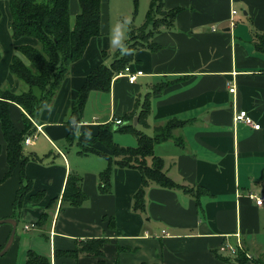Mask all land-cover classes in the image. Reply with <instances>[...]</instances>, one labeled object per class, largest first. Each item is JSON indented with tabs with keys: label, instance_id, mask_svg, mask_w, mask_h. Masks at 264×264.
I'll use <instances>...</instances> for the list:
<instances>
[{
	"label": "crops",
	"instance_id": "crops-1",
	"mask_svg": "<svg viewBox=\"0 0 264 264\" xmlns=\"http://www.w3.org/2000/svg\"><path fill=\"white\" fill-rule=\"evenodd\" d=\"M75 1L74 18L79 12ZM120 2L102 0L101 35L93 37L82 58L71 65L53 104L41 111L36 131L30 134L35 136L32 143L23 145L26 155L38 158L25 164L31 188L18 210L14 201L21 188L20 171L16 167L6 176L7 143L0 123V219L17 221L14 241L0 256V264H26L30 250L51 264H257L255 258H264V204L257 205L251 196H264V53L259 44L264 0H164L166 9L180 10L173 27L161 28L152 38L156 49L134 52L129 66L143 75L130 83L121 75L123 70L114 76L110 91H92L73 129L71 110L86 76L114 59L101 53L108 49L112 12ZM11 23L8 1L0 0V90L20 94L28 86L9 71L13 56H21L15 46H37L38 40H14ZM159 86L164 89L151 95L149 126L141 125L137 116V125L131 122L154 136L155 127L170 119L187 121L171 138L156 143L154 151L177 184L207 190L200 198L202 211L184 189L156 184L147 188L145 211H136L133 197L142 184L140 171L115 167L111 190L104 192L99 175L107 158L103 153L80 154L81 144H88L84 133L96 134L100 125L116 120L127 124L124 115L135 106L139 112L146 94ZM231 86L235 92H230ZM106 105L108 111L100 110ZM240 109L261 125L259 130L234 122ZM22 110L17 104L10 106L18 129L24 125ZM123 134L129 135L128 142L115 138L117 144L137 146L135 135ZM76 138L74 154L67 152ZM91 146L109 153L100 142ZM70 174L81 177L87 195L80 207L62 205ZM11 231L10 224H0V250ZM102 239L106 242L100 257L68 253ZM238 239L250 255L240 263L220 251L226 242L236 246Z\"/></svg>",
	"mask_w": 264,
	"mask_h": 264
},
{
	"label": "trees",
	"instance_id": "trees-1",
	"mask_svg": "<svg viewBox=\"0 0 264 264\" xmlns=\"http://www.w3.org/2000/svg\"><path fill=\"white\" fill-rule=\"evenodd\" d=\"M12 16L11 33L14 40L21 37H34L38 40L37 46L16 45L15 54L9 65L10 73L24 82L28 89L17 94L9 89L0 90V123L4 139L7 143V161L9 176L16 167H19L21 188L15 201L14 210H18L24 196L31 188V182L26 177L24 167L30 159L38 157L26 155L23 150L24 140L36 131L35 123L39 121L43 109L49 108L61 87L64 79L70 72L71 65L82 58L89 41L101 35V5L102 0H79V12L74 23L70 21V0H7ZM133 15L138 11V0H133ZM180 9H166L164 0H151L144 24L140 27H131L128 38L122 43L114 54L110 65L100 64L94 68L85 79L83 86L71 110L70 121L76 128L80 122L86 102L92 91H110L114 76L123 71L134 60V52L143 48H154L152 38L161 28H172L176 15ZM260 48L264 53V34L260 36ZM105 55V53H104ZM1 58V53H0ZM159 86L157 91L149 92L139 112L130 111L124 115L127 124H121L114 129V123L100 125L96 134L84 133L87 145H82L81 155L90 153H103L108 165L99 175L100 188L106 192L111 190V178L115 167L135 168L140 171L142 184L133 197V208L145 211L147 188L156 184L168 189H184L191 194L197 202L199 210H203L200 198L208 194L202 186L187 187L177 184L164 170L165 163L162 157L155 154V144L171 138L173 131L187 124L175 118L155 127L154 136L137 129L132 120L138 117V122L148 127V117L151 112V95L163 90ZM11 104L19 105L23 110V128L18 129L11 118ZM123 119H121L122 121ZM130 132L136 136V147H123L114 142V132ZM74 130L69 134L73 139ZM95 142L102 143L109 153L93 148ZM41 161V159H39ZM26 184L24 185V183ZM87 200L83 192L81 177L70 174L62 196V205L80 207ZM41 217V222L46 216ZM110 221V220H109ZM106 240H91L68 253L85 252L100 257ZM247 253V252H246ZM245 251H240L236 263L245 261L250 257ZM257 264H264V258H255ZM26 264H51L45 256H39L30 250Z\"/></svg>",
	"mask_w": 264,
	"mask_h": 264
},
{
	"label": "rangeland",
	"instance_id": "rangeland-1",
	"mask_svg": "<svg viewBox=\"0 0 264 264\" xmlns=\"http://www.w3.org/2000/svg\"><path fill=\"white\" fill-rule=\"evenodd\" d=\"M76 2V9L78 6L79 9V0ZM148 0H139L138 4V11L135 17H133V10H134V2L133 0H123V2L119 3L118 9H113L112 17H111V25H112V32L110 37V43L108 46L107 51L102 52L101 55L104 57V53L107 56H113L115 54V51L119 48V46L123 43L124 40L127 39L129 29L132 27H140L142 24H144L146 19V13L148 11ZM75 10L73 9V0H70V21L71 23H74V15L72 14ZM102 50V48H100ZM112 50H115L114 52ZM112 52V53H111ZM106 108L108 111L109 107L106 105V107H101L100 110ZM115 133V132H114ZM150 136L153 135V131L148 132ZM115 138H119L123 143H127L129 139V135H125L122 132H117L114 135ZM116 141H118L116 139ZM77 138L75 140V144L73 147H66V151L69 150L72 151V154H74L73 149L77 147ZM115 142V141H114ZM119 142V141H118ZM120 142V143H122ZM116 143V142H115ZM125 145V144H124ZM73 159V155L71 157V160ZM167 234V233H166Z\"/></svg>",
	"mask_w": 264,
	"mask_h": 264
},
{
	"label": "built area",
	"instance_id": "built-area-1",
	"mask_svg": "<svg viewBox=\"0 0 264 264\" xmlns=\"http://www.w3.org/2000/svg\"><path fill=\"white\" fill-rule=\"evenodd\" d=\"M235 13H236V11H233V14H235ZM121 75H124L130 83H134V82H136V80L139 76L143 75V72L142 71L134 72L131 70L130 66H127V67H125V69ZM235 90H236L235 86H231L230 92H235ZM234 122L236 124L237 123H243L246 126H250L256 130H259L261 127V125L259 123L255 122L253 120V118L248 114V112L246 110H243V109L237 110L234 113ZM121 123H122L121 120H116V124H121ZM34 137H35L34 135L27 136L24 140V144H31ZM251 197H253L255 199V202L257 205L261 206L264 204V196L256 197V196L252 195ZM26 228H29V226H26ZM220 251L222 253L229 254L233 258H237L239 252L245 251V250L243 248V244H242L241 240L238 239L236 246H233V245L226 242V243H224V245L221 246ZM246 256L250 257V255L247 253H246Z\"/></svg>",
	"mask_w": 264,
	"mask_h": 264
},
{
	"label": "water",
	"instance_id": "water-1",
	"mask_svg": "<svg viewBox=\"0 0 264 264\" xmlns=\"http://www.w3.org/2000/svg\"><path fill=\"white\" fill-rule=\"evenodd\" d=\"M134 125H137V117L134 119ZM118 124H116L114 126V129L118 128ZM10 224L12 226V231L11 234L8 238V241L6 242L5 246L0 250V256H3L8 250L9 248L12 246V243L14 241L15 238V234H16V229H17V221L14 218H4V219H0V224Z\"/></svg>",
	"mask_w": 264,
	"mask_h": 264
}]
</instances>
